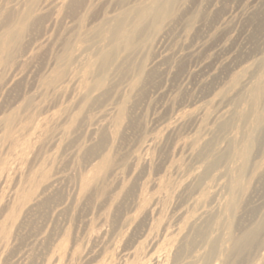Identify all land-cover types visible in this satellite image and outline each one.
Returning a JSON list of instances; mask_svg holds the SVG:
<instances>
[{
	"label": "rangeland",
	"instance_id": "374dc122",
	"mask_svg": "<svg viewBox=\"0 0 264 264\" xmlns=\"http://www.w3.org/2000/svg\"><path fill=\"white\" fill-rule=\"evenodd\" d=\"M183 2H185L181 5L183 7L178 8L174 20L170 21L171 24L166 23L169 28L164 25L165 28L162 27L159 33L158 31L153 32L142 50L137 51L125 63L110 71H99L96 67L92 70L86 62L82 63V60L68 62L67 58L74 53L77 54L80 48H86L85 55L88 53L91 58L97 56V48L105 34L90 33L77 40L75 39L77 33H75L77 31L75 26L79 24L83 16L84 26L87 29L96 24L103 25L104 28L108 27L105 17L112 18L121 10L117 1L94 0L84 10L79 9L80 12H75L76 14L69 10L64 11L65 8H60L59 5L56 6L57 9L53 6V10L46 11L45 20L43 18L41 23L36 25V29L33 28L31 35L26 39V49L28 48L29 55L23 58V61H27L23 64L25 67L22 61L21 64L15 65L13 69L0 77V83L4 80V83H1L4 86L0 88V120L7 115L19 114V122L25 123L24 127L28 125V129L52 113L66 116L67 122L64 120L62 126L60 125L62 128L64 126L67 128L73 120L74 125L72 124L73 128L71 133H68L69 136L67 133H62L60 126L55 128L56 132L61 131L59 138L55 136L52 139H55L54 143L52 140L45 142L46 147L43 145L42 154L41 152L36 154L35 160L34 157L32 158L35 164L32 163L37 166L36 162L39 160L37 163L39 164L44 154L46 157L44 160L46 164H49L47 156L56 154L57 157H61L60 163L57 161L59 168L55 162L52 165L55 169L50 166L49 172L51 173L49 174L70 175L73 172L74 174L70 176L74 179H69L70 182L68 180L59 182L53 191L48 193L43 203L27 215L24 224L19 229L13 230L12 238L0 264H110V262L126 264L127 259L130 263L133 259L129 252L131 248L132 250L135 248L133 243H140V241L138 245H141V248L135 245L138 249L140 248L139 256L146 260L158 247L169 240L164 237L165 229L173 232L177 228L180 220L176 215L180 210L186 209L189 214L195 213L196 207H192L190 202L192 197L195 198L197 194L198 197L210 195L215 186L217 193L214 200L212 199L207 204L220 202L222 205L216 216L215 234L223 238H229L232 235L230 226L235 223V213L226 203L230 192L218 186L223 167L215 169L207 179L183 193L172 195L173 190L170 188L171 196L162 204L160 203L161 210L158 209L152 215L153 217L144 216V208L152 204L153 199L161 192L158 183L167 184L169 182V186H174L173 184L186 179L190 171L193 172L203 164L204 156L196 158L191 156L189 144L193 139L200 140L204 137L205 128H208L207 125L214 126L213 121L217 115L225 110L250 113L251 101L246 88L239 85V91L234 92L232 89L239 75L244 73L245 67L255 64L249 83H252L251 86L264 76V62L259 64L261 58L264 57V30L261 31L264 29V0H183ZM55 12L60 13L55 15ZM50 15H55V17ZM130 20L129 25H133L134 21ZM48 37L47 40L50 41L43 39ZM64 37L66 40L63 39ZM68 39L71 44L65 47L64 42ZM35 46L37 48H34ZM41 46H44L45 50L42 48L44 51L40 50L41 55H39ZM72 49L74 50L71 52ZM32 54L36 58L39 56V60L35 57L30 58ZM84 59L85 57L83 61ZM28 61L29 64H27ZM141 67L145 68L147 73L140 78L137 91L134 94L130 93V85L138 78ZM62 71H65V74L60 82L50 88L57 87L53 91L44 89L43 84L49 81L50 76ZM83 78L88 82L89 92L93 90L95 94L101 95L98 99L95 98L98 94L93 96V94H86L87 92L78 96V81L76 83V80H83ZM262 100L260 107L257 108V114L264 113V97ZM106 110H112L113 114H119L118 111L121 110L122 113L119 114L122 120L120 132L113 144L107 135H104V141L94 152H90V149L98 144V140L88 130L89 125L101 118ZM198 110L202 111L201 121H199L200 118H194L198 122L196 124L193 118L188 119L187 114L190 115ZM183 114H186L187 118L182 127H177L175 133L165 131L167 124L173 123L178 115ZM27 127L25 130H28ZM234 127H239L242 131L247 129L248 123L237 121ZM31 132L33 133V130ZM30 133H28L29 136H33ZM224 137L225 134L219 135L215 143L224 146ZM153 138H156V141L148 155L145 147ZM242 143L244 144V141L239 147L244 146ZM1 148L4 154L0 151L2 153L0 157L5 158L9 152L5 147ZM260 151L264 152L263 146ZM107 154L111 156L110 170L114 171H111L113 174L107 175V172L105 182L97 190L91 191L82 198L78 197L80 177L88 174L96 163H102ZM146 155L151 160L150 165H142V163L135 165L136 159L145 158ZM261 158L259 157L256 161ZM232 160L239 162V156L233 154L230 162ZM39 177L37 181L42 179ZM227 178L230 182L231 177ZM258 184L255 186L258 190H262V182ZM1 186H5L3 189H8L3 181L2 183L0 181V190ZM29 189L28 192L31 191ZM3 191L1 190L0 194H8L6 193L8 191ZM46 194L36 195L34 202L39 203ZM216 197L218 199H215ZM142 210L144 211L141 214ZM135 215H141V218L143 216L141 220L138 219L141 222L135 219V223L131 222V224L134 223L133 227L129 226V221L136 218ZM132 216H134L133 219ZM144 219L146 222H143ZM147 225L151 226L150 229ZM151 229H154L153 232ZM141 234L145 238L142 239ZM125 251L126 255H124ZM125 256L127 257L124 258ZM192 264L205 263L200 259H194Z\"/></svg>",
	"mask_w": 264,
	"mask_h": 264
},
{
	"label": "bare ground",
	"instance_id": "6f19581e",
	"mask_svg": "<svg viewBox=\"0 0 264 264\" xmlns=\"http://www.w3.org/2000/svg\"><path fill=\"white\" fill-rule=\"evenodd\" d=\"M115 1H117V4L121 8V10L118 7V10H120V12L116 16L113 15L114 17H112V15H110L112 18L105 17V21L108 27L105 26L104 28L103 25L96 24L93 27L87 29L84 26L85 22H84L83 16L79 20L80 21L79 24L75 26L77 27V31H75V33L77 32L75 34V39L77 40H80V38L86 37V35H89L90 33L105 34L104 38L101 41V44L97 48L98 49L97 56H96L97 58L96 57L91 58L90 56H88V53L87 55H85L86 48L84 49L77 48L79 49L78 50L79 52L77 54L74 53L68 56L67 58L68 62L71 60H75L77 62L78 60L79 61L82 60L81 62L82 63L86 62L92 68V70H94L95 67L98 68L99 71L101 70L103 72L105 70H108V71H110L111 69L115 70L117 66H119L122 63H125L137 51L142 50V48L145 46L147 41L152 37L153 32L158 31L159 33V30L164 25L166 26V23L169 24L170 21L172 22V19L175 17L174 15H176L178 8L183 7L181 5L182 3H185L183 2V0H135V1L134 0H115ZM93 2L94 0H0V77L3 76V74L6 73L8 70L13 69L15 65L22 62L24 56H26L27 54L29 55L27 51L28 48L26 49V39L27 37H29V35H31L30 33L32 32L33 28H35L39 22L41 23L43 18L45 20V13H47L46 11L48 9L53 10L54 8L53 6L56 7L57 5H59L60 8H65L64 11L69 10L70 12L76 14L77 11L80 12L79 9H81L82 11V9L84 10L85 8H87L89 4H92ZM92 8L93 7H91V9ZM91 9L89 10L91 11ZM58 14H56L55 12V15H58ZM55 15L54 16L50 15V16L55 17ZM62 16L63 15L61 14V17ZM129 19L134 21L133 25L132 24L129 25L128 23ZM165 30L166 29H164V31ZM263 30L264 29H262L261 31ZM148 32H151L150 33L151 35L148 34ZM65 38L66 37H64L63 39ZM43 39L47 40L49 39V37L43 38ZM47 41H50V40H47ZM47 41H44V42H47ZM70 42H71L70 39L64 42L66 44L65 47L69 46V44H71ZM38 43L39 41L37 42V45ZM151 44L152 43H150V45ZM36 46L34 48H37ZM43 47L41 46V49H39L38 54L40 53V50L42 51L45 48ZM36 50L37 49H35V51ZM73 50L74 49H72L71 52ZM33 54H32V57L30 58L35 57ZM84 57L85 59L83 61ZM38 58L36 59L39 60ZM26 62L27 61L24 60L22 65ZM263 62H264V57L261 58L259 64ZM27 64H29V61ZM31 64H33V62ZM254 66L255 64L254 65L250 64V66L245 67L244 73L239 75L238 81L236 80L235 84H233L234 85L233 87L235 88L232 87V89H234V92L239 91L238 89L239 85H242V88L243 87L246 88V92L248 93L250 97V101H251L250 113L247 114L243 111L235 112L233 110H225L220 115H217L216 118H215V115H216L215 114L213 117V119L215 118L213 121L214 126L209 127V125H207L208 128H205L206 130L204 131L205 132L204 137H201V139L202 138L203 139L202 140L193 139L191 143L189 144L190 145L189 151H190L191 156H193L194 158L200 157L202 155L204 156L203 164L197 167L196 169H194L193 172L190 171L189 172L190 175L188 174V177L186 179L181 180L177 182L176 184H173L174 186H169L170 185L168 184L169 182L167 184L158 183L157 185L161 188L160 189L161 192L153 199L154 201L152 202V204H149L148 206L144 208L145 211L144 210L140 211L141 214L143 211L145 212L144 213L145 217H148V218L151 217L152 215H154L155 212L158 211V209L159 211L161 210L159 207L160 203L162 204L164 200L168 199L171 196L170 188H172L173 190L172 195H175L174 193H181V192L183 193L187 191L188 189L192 188L194 185H197L201 183L203 180L207 179L208 176L211 175L215 169L219 167H223L224 169L222 171V174L220 175L218 186L225 190L227 189L230 192V196L227 194L228 198L226 199L227 201L226 203L232 209L231 211L235 213V223H232L233 225L230 226L232 227V235L229 236V238H226V237L223 238L220 236H216L215 234L216 216H217V212L220 211L222 205L220 202H217L216 204L211 203V205H207L212 199L214 200V197L217 193L216 192L217 189L215 186L216 190L215 189H213L214 191L211 190L210 195H207V196L204 195L202 197H198L197 196L198 194H197L195 198L192 197V201L190 202L192 204V207L193 206L196 207L195 213L189 214V211L186 209L185 210L179 209L180 210L179 213L177 212L178 210L176 211V213L178 214L177 215L175 214V215L177 216V219L180 220L178 221L179 223L177 225V228L173 232L169 231L167 228L165 229L164 237L165 239L167 238L169 240H167V242H164L160 247H158L157 250L154 251L148 257V259L143 260L142 257L139 256L140 254L139 249L141 248V245L139 246L138 244H140L141 241L138 240L140 241V243L138 242L133 243L134 244L133 247H135L134 250H132V248L129 250L133 259L131 260V263L127 259V262L129 264H192L194 259H200L205 264H264V190H263L264 189V152L262 151L261 153L260 151L261 146L264 147V113L260 111L262 114L261 113L257 114V111H258L257 108L260 107V104L263 101L262 99L264 97V76H262V78L259 81L257 80V82L254 83L253 86H251L252 83L251 84L249 83L251 82L250 81L251 74L254 72ZM21 70H23L22 67H21ZM146 73H147V70L145 68L141 67L139 69L138 74L140 77L138 76V78H136L135 81L132 82V84L130 85V93L134 94L135 91H137L138 87L140 86L139 80ZM64 74H65V71H62L61 73L57 72V74L51 75L49 81L46 80L48 82L43 84L44 89L48 90V89H51L50 87H54L58 82H60ZM0 81H1V78H0ZM77 81H78V86H77L78 96L84 95L85 92H87L86 94H90V95L93 94V96H96L98 94V93L95 94V91L93 90L92 91L90 90L91 92H89V85L86 79L83 78V80L81 79L76 80V83ZM102 82H100L101 85H102ZM1 83H0V88L4 86ZM54 89H51V91H53ZM96 89H97V86H96ZM100 96L101 95L98 94L95 98L98 99ZM212 105H214V103ZM36 106H40V105H36ZM36 108H39V107H36ZM121 110L118 111L119 114L122 113ZM110 111L106 110V112L103 114V116H101V118H99L96 122L91 123L89 125L88 130L91 132V134H94V136L97 137V140H98V144L94 148L90 149V152H94L99 147V145L104 141V138H105L104 135H107L111 144H113L120 132V129L122 126V120L120 119L121 117H119V114H113L112 110ZM201 112H202L201 110H198L196 112L193 111V113H191L190 115L187 114V116L189 117L188 119H190V117L193 119L200 118L199 121H201V114H200ZM185 115L184 114L178 115L175 118V121L174 122L172 121L173 123L169 125L167 124L165 131H169V132L174 131L175 133L176 132L175 129L177 127H180V126L182 127V125L185 124L184 122H186L185 120L187 118V116ZM19 118H20L19 114H12V115H7L6 117H3V119L1 118L0 120V147L2 148L5 147L9 152V154L7 153L8 156L5 154L6 155L5 158L0 157V181L1 183L3 181L4 184H6V186L8 187V189L7 188L3 189V187L5 186H1V190L8 191V192L5 191L8 194L4 195L3 193L4 191L2 192L3 194H0V262H1V259L4 253L6 252L8 248L10 239L12 238L13 230L19 229L24 224V221L27 215L31 211H33L36 207L40 206L43 203L46 197H48L47 196L48 193L52 192L54 187L59 182H63L66 180L70 182V180L74 179L73 176H72L73 178H71L70 176L73 172L70 175H63L64 173H62L61 171L60 172L62 174H58V173L51 174V175L49 174L51 173L49 172V167L52 166L55 162L57 163V161L58 163H60L59 160L61 159V157H57L56 154H51L47 156V161H49L48 162L49 164H46V161L44 160L46 159V157L44 156V154H43V157H41L43 158L42 161L39 164H37L39 160L36 162L37 166H35L34 165L35 162L32 161V158L36 154L38 155L40 152L42 154L41 150H42V147H44L43 145H45L46 147L45 142L48 143L47 141H51L55 136H58L61 134V131L56 132L57 130H55V128L60 126L64 122V120L65 122H67L66 116L64 114L60 115L58 113H52L47 117L45 116V118H43L42 120L39 119L40 122H37L36 123L37 125L34 123L35 124L34 127H32L33 125L32 124L31 125L32 128L29 127L28 129L27 127L28 125H26L28 130H25L26 128L24 127L25 123L23 124L21 121L23 120V118L20 120L21 122H19ZM72 121L73 120H71L70 125L67 126V128H64L65 127L64 126L63 127L64 129H63L61 127L62 125L60 126L62 128L63 134L67 133L68 135L69 132L71 133L72 128H73L72 126L74 125ZM237 121L247 122L248 123L247 129L241 131L239 127H234V124ZM196 124H198V122ZM31 130H33V133L31 132ZM28 133H30V135L33 134V136L31 135L30 137ZM221 134H225V137H224L225 145L223 144L224 146L222 145L220 146L215 143L216 138ZM176 138H177V135H176ZM54 140H52L53 143H54ZM155 141H156V138H153L151 141H149L150 143L146 145L145 147L147 149L146 154H148L149 150L154 146ZM243 141H244V144L243 143L242 144L244 146L243 147L241 146L242 147L241 148L239 147V145ZM184 148H185V145H184ZM43 151L44 153H46L45 150ZM233 154L237 155V157L239 156V162L236 160H232V162H230ZM259 157H262V158L259 161H256V159H258ZM35 158L36 157H34L33 159L35 160ZM110 160H111V156L110 154H107L105 157V160L103 161L105 163L103 162L96 163L93 166V169H91V171L88 174L82 175L80 177V182H79V186L77 190L79 191L78 197L82 198L85 195L87 196L88 193H91V191L97 190L98 187L102 183L105 182L107 178L106 176L107 172H108L107 175L113 174L112 172L114 171L110 170V167H111ZM135 161H136L135 165L142 163V165L144 164L148 166L151 164V160L147 158V155L145 156V158H138ZM62 162L64 163V161ZM58 163H57V166H58ZM218 170L217 172H220ZM39 176L42 177V179H39L37 181L36 179H38ZM229 176L231 177V181L233 180L232 182L230 181L231 183L229 182L228 178L226 179V177H229ZM181 179H183V177ZM214 182L215 181H213V183ZM261 182L263 185V189L258 190V187H256L255 185ZM29 188L31 189V191L28 192ZM237 191H239V193L236 194ZM45 193H47L46 196L39 203H37L36 201L34 202V200L36 199L35 198L36 195L38 194L45 195ZM195 193L197 192L195 191ZM215 199H218V198L216 197ZM137 214H140V213H137ZM222 216H224V214ZM133 218L134 216H132V219ZM140 218H141V215L139 216L137 215L136 218H134L133 220H130L129 226L135 223L134 221L135 219H137L136 221H139L138 219ZM116 219H115V222H116ZM145 219L143 222H146ZM151 220L153 221V218ZM132 221L134 223L131 224ZM153 222L151 223L153 224ZM149 227L151 226H148V229H150ZM228 232H231V231H228ZM145 234H147V232ZM120 235L122 236V234ZM142 235L143 234H141V238L142 239L145 238V237H142ZM148 236H151V235H148ZM13 238H14V235H13ZM119 241L121 243L120 238H119ZM135 244H137V246L140 248L138 249ZM136 248L138 249V251ZM126 254L127 252L125 251L124 255ZM127 256H125L124 258H126ZM127 262L126 264H128ZM120 263L123 264V262H120ZM110 264H115V263L110 262Z\"/></svg>",
	"mask_w": 264,
	"mask_h": 264
}]
</instances>
